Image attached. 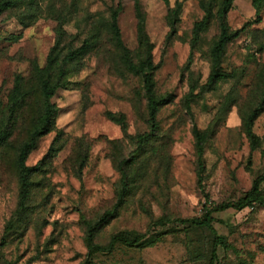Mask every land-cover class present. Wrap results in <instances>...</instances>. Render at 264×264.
<instances>
[{
	"label": "rangeland",
	"instance_id": "1",
	"mask_svg": "<svg viewBox=\"0 0 264 264\" xmlns=\"http://www.w3.org/2000/svg\"><path fill=\"white\" fill-rule=\"evenodd\" d=\"M222 2L16 0L0 11V264H77L89 235L105 246L142 232L153 241L115 242L89 264H209L212 249V264H264L261 204L213 212L214 233L153 224L236 199L256 178L264 196V0H229L218 62L228 74L208 82ZM84 40V53L63 58ZM145 43L153 95L164 98L152 123L141 78L126 65L144 57ZM52 47L56 61L43 73L59 83L54 119L30 140L42 103L36 69ZM193 124L204 134L200 164ZM29 140L24 165H39L23 187L17 155Z\"/></svg>",
	"mask_w": 264,
	"mask_h": 264
},
{
	"label": "trees",
	"instance_id": "2",
	"mask_svg": "<svg viewBox=\"0 0 264 264\" xmlns=\"http://www.w3.org/2000/svg\"><path fill=\"white\" fill-rule=\"evenodd\" d=\"M253 4L256 5L258 0H252ZM16 0H0V11L6 9L10 6L15 4ZM229 0H223L221 6L216 10L217 20H218V34L213 44L211 46L210 52L212 56V65L211 69L207 74V81L212 82L219 77L227 76V72L220 70L218 66V62L220 59V55L222 53L223 47L225 42L230 38L231 33L228 30V27L225 22V13L228 7ZM256 11V9H255ZM208 12V8H207ZM207 18V14H205L200 20H198L195 24V27L201 26L204 24ZM112 28V36L114 41L118 45L121 44V40L118 34V30L114 20L111 23ZM90 43L86 40L82 41L76 47L69 49L66 54L64 55V59H76L82 53H84L87 48L89 47ZM56 61V53L53 51V47L51 51L47 54L45 58L44 65L41 69H36L37 76H38V83H39V91L42 99L41 103V112L39 117V123L36 128H34L30 133V140H32L35 136L45 132L48 130L53 123L54 119V112L55 107L50 100V97L54 91V89L58 86V81L51 82L49 77L44 74V71H48L51 67H53ZM127 67L139 74L141 78V85L146 97V110H147V118L150 123L153 122L154 116L159 104L163 103V97H155L153 95V80H152V69L153 64L151 60V53H150V45L145 43V53L144 57L137 63L134 64L130 62L128 59L126 60ZM190 91V89H189ZM253 113L247 117V127L246 131L250 138H252V133L249 129V123L252 119ZM191 132L194 139V152L197 162L201 163L202 157V144L204 141V134L200 131L194 124L191 127ZM25 141L17 155V165L19 167V176L21 179L22 186H26V179L29 174L38 168L39 162L33 165H24V158L26 153L31 146V141ZM258 178L254 179L252 182L251 187L241 196L237 197L236 199L230 200H222L211 204L205 207L198 215H191V216H173V217H166L163 219H159L153 222L155 225H163L165 222H178L180 224H184L186 226L191 227H200V228H207L214 233V229L212 227L211 221L213 220V212L221 211L225 208L231 207L234 209H241L245 206H251L253 204H261L264 206V196L259 193ZM125 186V182H122L119 197L123 194V188ZM222 237L220 235L213 236V241L215 244L222 243ZM153 239L148 237L145 232L137 234L133 237H124L121 235H111L108 239V242L105 246L98 245L91 240L90 235L87 238V251L85 253V257L78 262L77 264H89L91 255L96 251L102 250H109L115 242L126 246H139L144 245L152 242ZM215 257L214 249L211 250L209 256V264H212V261Z\"/></svg>",
	"mask_w": 264,
	"mask_h": 264
}]
</instances>
